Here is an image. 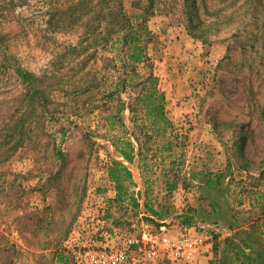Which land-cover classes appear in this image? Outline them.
Here are the masks:
<instances>
[{
	"label": "rangeland",
	"instance_id": "1",
	"mask_svg": "<svg viewBox=\"0 0 264 264\" xmlns=\"http://www.w3.org/2000/svg\"><path fill=\"white\" fill-rule=\"evenodd\" d=\"M124 1L138 22L134 0ZM69 3L0 0V52L43 86L34 93L9 62L0 65V264H76L85 247L126 249L128 264H192L176 254L183 238L220 236L222 213L237 215L239 226L259 214L252 190L260 181L252 176L264 170V0H157L149 16L150 65L138 67L140 80L150 70L158 76L174 122L166 136L173 151L164 162L149 151L145 172L163 220L150 215L143 196L140 208L110 203L108 169L122 160L108 140L122 133L111 124L108 95L122 70L119 51L111 43L74 51L85 28L70 21ZM141 88L131 84L122 96ZM129 115H121L127 127ZM130 167L131 191L143 195L141 170ZM209 174H222L218 191L208 189ZM168 179L177 180L173 191ZM226 193L233 203L223 201Z\"/></svg>",
	"mask_w": 264,
	"mask_h": 264
},
{
	"label": "trees",
	"instance_id": "2",
	"mask_svg": "<svg viewBox=\"0 0 264 264\" xmlns=\"http://www.w3.org/2000/svg\"><path fill=\"white\" fill-rule=\"evenodd\" d=\"M194 1L187 0V4L192 5ZM156 4L157 0H134L133 5L141 11L137 15L138 22L133 20L124 0H70L68 13L70 17H73L70 20L73 24H81L85 28L82 41L78 45L72 46L74 51H81L82 47L85 49L100 43L105 45L111 43L119 51L122 70L117 76L113 90L109 91L108 95L111 101H115L116 110V113L109 117L111 124L120 126L122 133H115L109 136L108 140L122 160L113 159L108 169L109 178L114 183L116 191L115 196L110 199V203L119 206L130 200L133 207L140 208V198L143 196L144 206L150 215L157 217L158 220H163L165 215L156 210L152 203L149 179L145 172L150 166L147 161L149 151L153 152L152 158L157 160L160 156L163 162L165 160L164 153L173 151V141L167 139L166 136L169 130L173 129L174 122L167 114L166 94L159 88L158 76L150 70L143 80H140L141 74L138 68L142 64L150 65L146 50L147 21L149 16L154 13ZM4 43V37L0 36V46ZM7 53L0 52V65L4 64L7 67L10 64L17 76L28 85V88H33L34 93L39 94L43 86H39L37 83L42 78L37 77L32 71L24 69L17 62H12V56ZM131 84L142 86V88L135 95L130 96L129 100H126L122 94L129 90ZM33 97L34 95H30V99ZM126 110L130 113V127H127L121 117ZM31 111L30 117L32 118L36 114L34 104ZM23 127L24 124L21 125V128ZM85 137L89 138L87 134ZM159 138L164 141L157 144ZM244 143L243 138L242 145ZM130 164L138 165L145 185L144 194L138 192V197L134 191H131V187L137 183ZM242 168L247 170L245 165H242ZM221 178L222 174H219L217 179L213 180L209 174L207 185L215 187ZM252 178L260 181L252 190V194H254V206L258 208V215L264 216V170L260 176H252ZM166 185L168 191H173L177 187V180L168 179ZM260 216L257 221L262 219ZM182 217V223L185 226L193 225L194 220L189 214H184ZM262 233L264 234V232ZM236 256L242 264H258L260 262L259 259L251 256L242 258L238 251H236Z\"/></svg>",
	"mask_w": 264,
	"mask_h": 264
},
{
	"label": "crops",
	"instance_id": "3",
	"mask_svg": "<svg viewBox=\"0 0 264 264\" xmlns=\"http://www.w3.org/2000/svg\"><path fill=\"white\" fill-rule=\"evenodd\" d=\"M208 189L213 192L215 187H208ZM213 195L211 201L216 203L218 198L215 197V194ZM226 196L228 199H223V201L233 203L234 199L228 193ZM222 197L224 198V196ZM249 203L251 205V201ZM259 216L253 220L250 219L248 224L239 226L237 215H234L233 212L222 213L221 217L217 219L219 228L215 230V233H220V236L215 235L213 240H209L211 237L208 236L206 242L204 241L201 248L194 253L192 264H242L236 256V251H238L236 243H239L244 251L243 258L251 256L260 260L258 264H264V234L262 233L264 232V216H260L262 219L257 221Z\"/></svg>",
	"mask_w": 264,
	"mask_h": 264
},
{
	"label": "built area",
	"instance_id": "4",
	"mask_svg": "<svg viewBox=\"0 0 264 264\" xmlns=\"http://www.w3.org/2000/svg\"><path fill=\"white\" fill-rule=\"evenodd\" d=\"M131 241V243H133ZM204 244V239L199 236H188L183 238L176 249L178 256L191 261L194 253H196ZM150 256L155 255V251L151 250L148 253ZM129 254L126 249L114 247L104 249H94L85 247L78 251L76 256V264H128Z\"/></svg>",
	"mask_w": 264,
	"mask_h": 264
}]
</instances>
